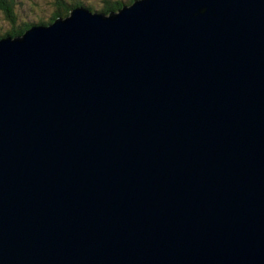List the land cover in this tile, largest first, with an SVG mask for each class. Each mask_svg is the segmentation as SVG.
<instances>
[{
    "label": "water",
    "instance_id": "obj_1",
    "mask_svg": "<svg viewBox=\"0 0 264 264\" xmlns=\"http://www.w3.org/2000/svg\"><path fill=\"white\" fill-rule=\"evenodd\" d=\"M70 12L0 38V264H264V0Z\"/></svg>",
    "mask_w": 264,
    "mask_h": 264
},
{
    "label": "rangeland",
    "instance_id": "obj_2",
    "mask_svg": "<svg viewBox=\"0 0 264 264\" xmlns=\"http://www.w3.org/2000/svg\"><path fill=\"white\" fill-rule=\"evenodd\" d=\"M77 0H63L66 4H72ZM86 6H92L96 11H101L107 6L109 1L117 0H80ZM125 4L128 0L124 1ZM57 0H13L12 11L17 16V22L15 24H23V21L30 23H49L50 19L54 17V14L58 11ZM65 17V16H64ZM32 27V26H31ZM11 20H8L3 8H0V33L4 34L8 31L15 30Z\"/></svg>",
    "mask_w": 264,
    "mask_h": 264
},
{
    "label": "trees",
    "instance_id": "obj_3",
    "mask_svg": "<svg viewBox=\"0 0 264 264\" xmlns=\"http://www.w3.org/2000/svg\"><path fill=\"white\" fill-rule=\"evenodd\" d=\"M124 1L125 0H117L113 2L109 1L107 3V6L103 8L100 12L108 13L111 10L120 9L125 4ZM57 2H58V7H57L58 11L57 13L54 14V17L50 19L49 23H53L58 17L68 16L70 13V9L72 7L84 6L85 8H88L90 11H93V12L96 11L94 7L89 6V5L86 6L80 0L75 1L72 4H66L63 2V0H57ZM131 2L132 0H128V3H131ZM12 3H13V0H0V7L4 9L7 19L11 20L13 23V27L16 28L15 30L8 31L4 34L0 33V38L5 37V36L22 35L28 28H31V26H33L34 24L30 22H23V24H20V25L15 24L14 26V21L17 22V16L12 11ZM39 24H47V22H40Z\"/></svg>",
    "mask_w": 264,
    "mask_h": 264
},
{
    "label": "bare ground",
    "instance_id": "obj_4",
    "mask_svg": "<svg viewBox=\"0 0 264 264\" xmlns=\"http://www.w3.org/2000/svg\"><path fill=\"white\" fill-rule=\"evenodd\" d=\"M69 14H71V12Z\"/></svg>",
    "mask_w": 264,
    "mask_h": 264
},
{
    "label": "clouds",
    "instance_id": "obj_5",
    "mask_svg": "<svg viewBox=\"0 0 264 264\" xmlns=\"http://www.w3.org/2000/svg\"><path fill=\"white\" fill-rule=\"evenodd\" d=\"M133 1V0H132Z\"/></svg>",
    "mask_w": 264,
    "mask_h": 264
}]
</instances>
